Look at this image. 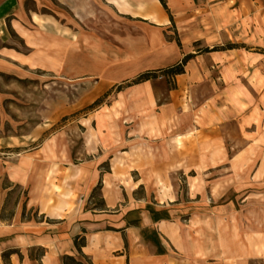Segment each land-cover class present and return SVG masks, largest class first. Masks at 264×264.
Segmentation results:
<instances>
[{
    "label": "crops",
    "instance_id": "crops-1",
    "mask_svg": "<svg viewBox=\"0 0 264 264\" xmlns=\"http://www.w3.org/2000/svg\"><path fill=\"white\" fill-rule=\"evenodd\" d=\"M11 1L0 0V9ZM57 2L79 25L92 24L99 12L104 14L105 52L118 49L120 66L128 73L122 84L179 64L185 57L190 60L163 102L152 80L125 90L128 95L133 88L142 97L123 99L121 109L112 112L111 120L119 126L113 142L119 137L122 149L110 156L109 171H100L107 158L101 149L96 160L78 166L75 177L66 178L74 168L47 162L51 146L8 167L13 184L25 188L37 165L34 158L43 152V185L33 186L8 217L5 200L10 188L0 195V264H65V257L82 264H225L223 258L209 261L191 252L174 253L179 243L166 230L175 212L170 204L178 198L174 191L160 189L170 171L221 169L229 153L228 137L242 138V148L229 164L237 171L255 169V184H264V0H167L169 12L159 0ZM62 25L57 30L63 33L72 27ZM171 31L176 40L166 38ZM76 34L72 30L70 40L56 35L61 43L57 58L63 57L64 41L78 44ZM49 52L42 46L40 55H34L39 57L27 56L28 64L43 67ZM197 89L205 91L199 103L183 99L185 91ZM97 146L94 143L91 152L99 150ZM193 154L203 156L196 166ZM254 155L261 160L251 163ZM117 163L122 177H116ZM50 169L61 174L53 177V185L65 187L64 198L51 189V180L47 184ZM98 185L105 206L88 208L85 202ZM142 188L149 196L138 199ZM156 192L155 201L170 203L154 204L150 194ZM258 240L247 242L246 255L230 264H250V259L264 255V242Z\"/></svg>",
    "mask_w": 264,
    "mask_h": 264
},
{
    "label": "rangeland",
    "instance_id": "rangeland-1",
    "mask_svg": "<svg viewBox=\"0 0 264 264\" xmlns=\"http://www.w3.org/2000/svg\"><path fill=\"white\" fill-rule=\"evenodd\" d=\"M70 17V11L57 0H12L0 9V195L3 189L11 190L5 200L6 217L25 202L33 186L43 185L45 158L49 163L62 162L65 167L74 168L66 176L71 179L78 166L96 160L105 150L107 158L102 160L100 171H109L110 156L122 149L119 137L113 142L119 126L111 120L112 112L121 109V100L142 97L133 88L125 94L126 89L136 85L126 87L120 82L128 73L120 66L118 49L113 47L112 52H105L104 14L99 12L98 19L89 25H79ZM65 22L72 27L64 33L57 30ZM72 30L77 33L78 44L72 46L64 41L63 57L57 58L56 49L61 43L56 35L70 40ZM165 36L175 39L177 35L171 31ZM42 46L51 53L43 59V67L39 63L29 65L27 56L39 57L34 55H40ZM106 68H110L107 73ZM152 82L159 102L167 98L168 91L176 89L173 80L161 78ZM121 84L123 89L119 91ZM204 93L187 90L182 96L186 101L199 103ZM241 139L228 137L229 153L222 159L221 169L198 167L167 174L160 191L166 193L168 188L178 198L170 204L175 212H171V223L167 225L170 230H166L171 240L179 243L177 250H173L176 255L188 256L191 252L193 257L205 256L209 261L223 258L225 264H230L233 258L246 255L247 242L253 238L264 242V184H255V169L237 171L229 164L242 148ZM94 143L99 150L91 152ZM43 146H51L52 152L47 148L45 158L43 152L35 156L37 165L30 175L29 186L13 184L8 167L43 150ZM201 157L193 154V165H198ZM261 158L254 155L251 163ZM117 167L116 177H122L118 163ZM55 172L48 170L47 184L51 180V189L63 197L65 187L53 185V177H61ZM147 193L142 188L136 198L149 196ZM158 195V192L150 194L152 202L166 205L168 201H155ZM72 199L77 200L78 196ZM85 203L88 208H101L105 204L100 185ZM220 254L222 257H218ZM257 257L250 259V264H264V255Z\"/></svg>",
    "mask_w": 264,
    "mask_h": 264
},
{
    "label": "trees",
    "instance_id": "trees-1",
    "mask_svg": "<svg viewBox=\"0 0 264 264\" xmlns=\"http://www.w3.org/2000/svg\"><path fill=\"white\" fill-rule=\"evenodd\" d=\"M159 2L161 3V5L163 6V8L169 12V8H168V4H167V0H159ZM190 60V56L185 57L181 63L173 65L171 67H168L166 69H160L157 71H149V72H145L142 73L140 75H138L136 78H134L133 80H131L130 82H127L123 85H127L126 87L132 86V85H137L143 82H147V81H151V80H157V79H166L168 81L175 79L177 76L183 75L185 74V66L187 65V62ZM120 85L118 87V90L121 91V86ZM105 204L103 203V205L101 206L104 207ZM100 207L97 209H101ZM64 263L65 264H82L77 262L74 258L72 257H65L64 258Z\"/></svg>",
    "mask_w": 264,
    "mask_h": 264
}]
</instances>
